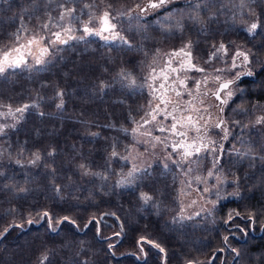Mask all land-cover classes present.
<instances>
[{
    "label": "trees",
    "instance_id": "16d2710c",
    "mask_svg": "<svg viewBox=\"0 0 264 264\" xmlns=\"http://www.w3.org/2000/svg\"><path fill=\"white\" fill-rule=\"evenodd\" d=\"M58 1L0 0V48L15 45L17 36L19 43H25L33 35L48 37L64 27L72 28V35L81 36L80 22L75 21L79 20L77 11L76 18L61 20L55 5L59 7L63 2ZM47 43L45 40L44 44ZM257 43L254 55L260 66L252 67L253 75H244L238 81L237 89L224 107L227 124L234 117L231 122L235 135L246 126L244 121L237 122L234 110L264 106V33L259 34ZM45 59L46 63L36 65L29 57L32 67L10 68L0 74V128H3L0 198L6 196L13 203L18 200L22 203L23 196L29 197V207L21 210L32 213L31 217L19 219L15 215L17 211H12V216L18 217L14 220L1 216L5 221L0 225V264H42L45 255L47 260L43 264H264V163L244 182L238 198H227L211 213L209 219L213 225L209 237L195 248L187 246L186 236L182 237L183 243L177 238L182 234L178 222L186 220V215L175 205L177 188L183 179L178 181L167 165L165 172L154 170L156 175L168 176L176 184L171 193L162 194L165 206L159 200L160 195H153L148 206L141 205L144 201L141 194L145 193L142 182L150 185L149 177L134 191L120 193L116 189V183L130 170L127 158L134 147L143 148L144 142H150L167 159L162 161L171 166V159L177 158L179 150L173 151V144L180 140L203 142L196 131L198 124L187 129L185 138L158 130L170 128L173 123L171 117L165 119L158 110L157 119L151 120L149 113L160 103V93L154 92V88L162 82L160 78L152 80L151 76H159L161 69L169 72L165 64L155 72L149 71L148 90L143 98L135 74L130 75L136 80L135 86H128L121 76L122 72L130 74V68L113 61L110 52L90 42L69 40L67 44H57L50 48ZM193 64L205 69L204 72L191 70L201 79L200 83L210 78L207 68L196 61ZM171 82L172 78L168 84ZM102 83L107 85L103 89ZM177 89L181 91L182 86L177 84ZM61 92L62 97L58 95ZM168 96L173 100L169 111L173 106L180 110L187 107L189 101L176 99L171 90ZM61 99L63 108H58ZM205 103L208 102H191L199 112L192 110L185 115L194 114L195 120L197 115H202L201 105ZM33 104L37 107H29L23 114L15 111ZM213 104L211 101L210 107ZM9 109L14 114H9ZM156 124L160 140L154 142L145 132ZM212 130L213 127L207 135L218 144V159L230 148L240 146L233 136L225 138ZM212 134H216L218 141ZM245 136L241 141L244 145L250 141ZM113 151L117 155L113 156ZM37 153L40 159L33 163ZM235 154L243 157L238 151L231 156ZM188 159L181 157L180 161L185 163ZM88 194L90 198L85 201ZM45 212L56 231L50 229L48 218L43 217ZM230 213L240 216L225 224ZM63 217L75 223L57 225L56 221ZM94 217L100 221L99 231ZM29 219L33 223L28 224ZM235 225L245 232L236 231ZM118 232L120 236L115 235ZM141 236L159 243L164 252L146 245L147 256H141L137 247ZM225 236L229 237L230 247L225 244Z\"/></svg>",
    "mask_w": 264,
    "mask_h": 264
},
{
    "label": "rangeland",
    "instance_id": "374dc122",
    "mask_svg": "<svg viewBox=\"0 0 264 264\" xmlns=\"http://www.w3.org/2000/svg\"><path fill=\"white\" fill-rule=\"evenodd\" d=\"M87 1L86 8L83 6L84 10L88 9L87 12L83 10L81 18L75 21L81 24L83 19H87V13L94 14L93 5L98 3L103 4L99 8V12L104 9L112 14L114 20L119 23L121 35L123 32L125 33L131 47L117 43L113 46V50L108 51L107 48H103V50L112 54L113 61L122 62L127 68H130L128 72L130 75L135 74L137 82L142 87L143 98H146L145 92L148 90L147 79L150 68L161 65L165 55L171 49L183 48L191 42L190 51L196 62L202 63L208 73L220 76L223 73L217 72L216 69L223 68L217 67L223 66L224 69L230 70L229 64L224 65L229 60V51L238 48L241 39H245L244 33L239 31L246 30L247 25L257 20L261 25L258 29L264 31V0H205L195 3L194 7L189 6V8L181 10L173 8L164 13V16L158 15L152 20L144 19L145 21L138 18L143 0ZM128 7L131 16H124L125 9ZM73 25L76 26V22ZM220 43L228 46V54H221L218 58L210 59V55L214 51L213 45L218 46ZM252 55L255 59L253 53ZM254 62L252 67L257 69L260 64L256 60ZM236 71L239 72L240 69H236ZM231 88L232 92L237 89L236 87ZM234 111L233 115L237 118V122L244 121L246 128L235 135L231 122L234 117L228 119L227 131L230 133L228 135L233 136L241 147L230 148L222 159H218V144L212 140L213 137L209 138L207 134L201 138L203 139L201 143L207 144L209 149H214L213 151L202 149L199 154L186 157L189 159L183 164L180 161L181 157H184L183 150L179 149L177 158L171 159V166L162 161L163 159L167 161L165 156L161 155L162 152H159L150 142H144L143 148L136 149L134 147L130 157L127 158V162L130 163L129 172L136 169L133 176L128 178L130 182L126 181L121 184L119 181L116 183L117 191L125 193L136 190L141 181L150 178V185L142 182V192L152 198L153 195H160L159 200H162V194L171 193L176 184L168 176L156 175L155 171L163 170L165 172L168 166L178 181L183 179L181 185L180 182L178 184L180 187L177 188L175 205L186 215V220L178 222V228L182 234L176 235L182 243L185 241L182 237L186 236L189 241L187 246L191 248H195L198 244L203 245L209 237L213 225L209 219L211 213L213 215L227 198H238L244 182L251 178L257 166L264 163V121L257 122L264 117V106H257L248 111L245 109H235ZM157 127L156 124L154 128L150 127L145 132L154 142L156 141L154 138L159 137L156 134ZM244 134L250 140L245 145L241 142ZM212 135L218 141V137ZM236 151L240 152L243 157L238 158L236 154L231 156ZM210 172L212 175H209ZM126 176L127 173L124 177ZM205 189L208 190L205 191ZM87 196L85 201L90 198V194ZM22 200V203L20 200L13 203L6 196L0 198V204H2L0 218L2 215L12 220L18 217L19 219L31 217L32 213H25L21 210L24 209L22 207H29L30 198L23 196ZM147 204L149 205V202L143 201L141 205ZM161 204L165 206V201ZM84 209L86 211V208ZM78 210V213L84 211L83 209ZM12 211H17L15 215L18 217H13ZM1 220L0 225H3L5 220Z\"/></svg>",
    "mask_w": 264,
    "mask_h": 264
},
{
    "label": "snow or ice",
    "instance_id": "6c2138e0",
    "mask_svg": "<svg viewBox=\"0 0 264 264\" xmlns=\"http://www.w3.org/2000/svg\"><path fill=\"white\" fill-rule=\"evenodd\" d=\"M167 0H150L149 4L147 5V8H158L164 3H166ZM139 7V6H138ZM147 8H141V12H146ZM73 9H67L65 12L61 14L60 19L63 20L65 17H71ZM114 17L112 14L105 10L102 15L98 17L90 16L89 20L85 23H82V31L85 35L82 36H74L72 35L73 29L70 27H64L62 31H56L52 32L51 36L45 37V36H37L33 35L30 38L26 40L25 43H19L20 36L16 37L17 43L13 46H7L5 48H0V74H4L8 69H15L20 67H32V65H29L28 58L31 57L36 65H42L46 63V57L50 55V48L54 47L57 44H67L69 40H83L85 39V36H96L101 38L105 41V43L109 42H116L119 41L121 44L129 45V41L120 34L119 31H117V24L113 23ZM95 22V23H94ZM45 28L48 27L47 24L44 25ZM259 27H261L259 21L252 22L251 24L247 25L246 31L249 33L255 32ZM47 40L48 43L44 44V41ZM130 46V45H129ZM191 42L186 44L183 48H180L179 50H176L172 53H169L168 56L170 59L167 61L166 67L167 69H170V73L172 75V82L168 84V81L170 79V75L168 71L165 69H161V72L159 76L152 75L151 79L156 80L157 78H160L162 82L159 84L158 88H154V92H159V100L160 103L156 105V108L153 109L152 112L149 113L151 116V120L155 121L157 119L156 112L157 110L164 115L165 119H168L171 117L173 123L171 124L170 128H164L160 127L158 130L161 132H171L177 136L181 137H187V129L190 127H196V125L201 120H205L204 116L197 115L195 120L193 119V116L191 114L185 115L186 112H190L192 110H195L196 112H199V109H193V106L191 104V101L188 102L187 107H185L183 110H180L178 106H173L171 108V111H169V106L173 104V100L171 97L168 96L169 90H171L176 97L181 96V92L177 89V84L184 87L185 90H187V86L185 84V80L187 77L185 76L183 79L180 77L181 72H188L190 70H195L199 72H204L205 69L198 68L195 64L191 61ZM214 51L210 55V59L218 58L221 54L227 55L228 54V46L224 43H220L218 46L213 45ZM187 49V51H186ZM177 59V66L172 67V60ZM238 58H242V63L246 65L249 63V57L248 53L245 51H237L234 53L232 59H231V67L234 69L238 67L236 61ZM217 72L225 71V69H216ZM153 72H155V69H153ZM151 75V74H150ZM251 76L253 75L251 70L248 71H241L237 72L233 79H228L221 81V77L217 76L215 79L217 81H221L219 83V87L216 89L214 95L217 100L220 101L221 104H226L228 102V99H230L233 95V92L231 90V85L235 83L236 80L240 79L241 76ZM121 76L128 81V86H135L136 80L130 76V74L121 73ZM206 83V80H205ZM166 84L168 85L166 87ZM107 85L101 84V89L106 87ZM151 86V85H150ZM200 82H196V89L199 90ZM162 90V91H161ZM221 93L224 94L223 98L221 97ZM59 96H63V93H58ZM189 95L191 93L189 92ZM202 103V102H201ZM164 105L163 108L160 107V105ZM29 107H37V105H24L21 108H17L15 111L23 114L25 110H27ZM58 108H63V100L61 99V102L57 105ZM223 109H221L222 111ZM206 111V109H205ZM178 113V115H177ZM9 114H14L11 112V109H9ZM43 114V113H41ZM264 121V117L260 118L257 122ZM148 121H146L147 123ZM224 125L223 120H218L217 123L214 125L215 127L219 128ZM138 129H133V131H137ZM3 131V128H0V132ZM196 131L199 132L200 129L196 127ZM95 135V133H93ZM225 138H227V129L225 128ZM155 140L159 141V137H155ZM173 151H176L178 149L183 150V156L189 157L193 154H199L202 149L204 151H213L214 149H209L207 144L204 143H185L184 140H180L178 143H175L172 145ZM113 156L117 155L115 151L112 153ZM40 156L39 154H35V160L32 162L35 163L36 160H39ZM83 167V165L81 166ZM136 171L134 168L133 171H130L127 173L126 177H122L120 183L123 184L126 181H128L129 177L133 176V172ZM209 175H212L210 172ZM130 182V181H128ZM208 189H205L207 191ZM141 198L148 202L152 199L150 195L147 193H142ZM39 215V214H38ZM107 215H114V213H108ZM240 213H236L235 217L230 213L228 220H225V224H229L233 219L236 217H239ZM43 217H47L49 220V227L52 231H56V227H53L51 223V217L47 212L43 213ZM118 219V218H117ZM249 221H251V217L248 218ZM93 221L97 225V229L99 231V224L100 221L96 220V218H93ZM93 221H90L89 223H92ZM65 222L75 223V221H70L68 217H63L62 219H58L56 221V224H63ZM28 224L33 223L31 219L27 221ZM121 232L123 231V225H120ZM236 231L244 233L245 229L241 228L239 225L234 226ZM8 229H5V232H7ZM121 233H116V236H120ZM229 237L225 236L224 241L226 246L227 241ZM149 246L151 248L158 249L161 253L164 252V249L160 246L159 243H156L154 240L150 239L148 236H141L137 240V247L139 249V252L141 256L145 257L147 256V253L144 251L145 246ZM109 247H113V245H109ZM230 247V246H228ZM220 252H223L224 249H220ZM231 251H236L235 249H231ZM132 255H135V253H132ZM140 258V257H137ZM43 260H47V256L45 255L43 257ZM42 260V264H43Z\"/></svg>",
    "mask_w": 264,
    "mask_h": 264
},
{
    "label": "flooded vegetation",
    "instance_id": "af4514ba",
    "mask_svg": "<svg viewBox=\"0 0 264 264\" xmlns=\"http://www.w3.org/2000/svg\"><path fill=\"white\" fill-rule=\"evenodd\" d=\"M52 2H55L56 0H51ZM200 1H205V0H167L166 3H164L163 5H161L158 8H147V5L149 4L150 0H143L141 3V8H147L146 12H141V10L139 9V14H138V18H140L141 20L147 19V20H152L154 19L156 16L158 15H162L164 16V13H166L168 10H172L173 8L181 10L184 8H189V6H193L195 5V3L197 4ZM58 2H63V5H60L59 7L55 5L56 10H58L60 12V15L65 12L67 9H73L74 11L72 12V16L71 18H76L78 16V18H81V15L83 13L84 7L86 8L88 1L87 0H60ZM156 2H158V0H156ZM87 3V4H86ZM103 4L98 3L95 4V6L93 5V10L95 11L94 14H89L87 13V19H83L81 24H80V34L85 35L82 31V23H85L89 20L90 16L93 17H98L100 15H102V13L105 11L104 9H102V12H99V8L102 7ZM69 6V7H67ZM84 6V7H83ZM88 9L84 10V12H87ZM104 10V11H103ZM75 11H77V16H75ZM131 16V12H130V8H126L125 9V14L124 16ZM242 16V14H241ZM118 18V17H117ZM145 21V20H144ZM113 23L117 24V31L120 32L119 30V23L113 19ZM240 33H244V38L241 39V42L239 43L238 48H235L234 50L231 49L229 51L230 54H228V58L229 60L226 61V64H229L230 66V70L225 69V71H222L223 75H220L221 77V81L224 80H228V79H233L235 74L237 73L236 69H240L239 72L241 71H248L251 70L252 66H254L255 62L254 60L258 61V59L255 57L253 59V54H255L256 51V47L258 45L257 40L259 37V34L264 33V31H260V29H258L257 31L253 32V33H249L246 30L241 29L239 31ZM121 34V32H120ZM122 36H124L126 39V35L123 32ZM83 42H92L94 45L98 46L99 48H107L108 51L113 50V46H115L117 43L119 42H109V43H105L104 40H102L99 37L96 36H85V39L82 40ZM126 47H131L130 42L129 45H125ZM226 45V44H225ZM180 48H173L171 49L164 57L163 63L161 65H159L158 67H152L150 68V70L152 69H157L162 67L164 64L166 65L167 61L169 60L168 58V54L171 52H174L176 50H179ZM237 51H245L248 53V57H249V63H247L246 65H244L242 63V58H238L236 63L237 65H239L236 68H232L231 67V59L233 57V53L237 52ZM232 54V55H231ZM232 57H231V56ZM252 55V56H251ZM231 57V58H230ZM191 61L192 63H195V57L194 55L191 53ZM202 64V63H201ZM172 66L176 67L177 66V59H173L172 60ZM215 67V65H213ZM223 68V66L217 67V68ZM170 75V79L172 78V75L170 73V71L168 72ZM189 75L188 77L186 75ZM193 74V75H192ZM192 75V76H190ZM187 77V79L185 80V84L187 86V90H185L184 87H182L181 89V96L180 97H176L174 96L176 99H179L181 101H191L193 102V104H195L197 101H203V102H208L205 104L201 105V108L204 109V111H202V115L205 117V120H201L198 123L199 129L200 131L198 132V138L201 139L205 134H207L209 131V129H211L213 127L214 132L221 133L224 134L225 137V128L227 129V122H226V118L224 117V107L226 106V104H221L219 100L216 99L214 93L216 91V89L219 87V83L221 81H217L215 78L217 77L216 75L213 74H209L210 78H204L203 82L200 83V87L199 90L197 91L196 89V82L199 81L201 79L198 78V75H196L194 72H192L191 70L184 73L181 72L180 73V77L181 79H183L184 77ZM244 77L241 76L240 79ZM169 79V80H170ZM236 80L235 83L233 85H231V87H237L238 86V81L240 80ZM206 80V83H205ZM232 89V88H231ZM189 92L191 93V95H189ZM224 94L221 93V97L223 98ZM213 102L214 104L212 105V107H210V102ZM209 105V106H208ZM206 109V111H205ZM221 109H223L221 111ZM196 112V111H194ZM204 113V114H203ZM194 115V114H193ZM192 115V116H193ZM196 116V115H195ZM218 120H223L224 121V125L222 127H215L214 125L217 123ZM228 133V131H227ZM216 135V134H215ZM228 135V134H227Z\"/></svg>",
    "mask_w": 264,
    "mask_h": 264
}]
</instances>
